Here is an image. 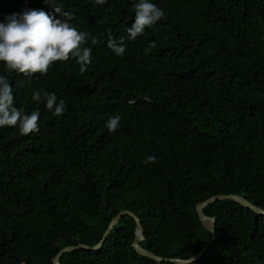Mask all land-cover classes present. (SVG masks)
<instances>
[{
  "label": "trees",
  "instance_id": "obj_1",
  "mask_svg": "<svg viewBox=\"0 0 264 264\" xmlns=\"http://www.w3.org/2000/svg\"><path fill=\"white\" fill-rule=\"evenodd\" d=\"M54 2L90 34L92 63L81 74L70 58L27 76L0 62L14 106L40 114L30 135L0 128V264H53L63 247L94 246L122 210L140 220L143 248L188 258L211 236L197 203L238 195L264 210V0H151L166 19L134 41L139 0ZM25 9L53 12L45 0H0V22ZM109 35L123 38V56ZM45 91L65 100L63 116L46 108ZM203 212L215 238L188 264H264V216L230 200ZM135 231L122 215L100 249L67 251L60 264H179L138 254Z\"/></svg>",
  "mask_w": 264,
  "mask_h": 264
},
{
  "label": "clouds",
  "instance_id": "obj_2",
  "mask_svg": "<svg viewBox=\"0 0 264 264\" xmlns=\"http://www.w3.org/2000/svg\"><path fill=\"white\" fill-rule=\"evenodd\" d=\"M50 4L53 12L43 10L25 9L22 13H13L0 22V62L5 67L19 74L32 76L46 75L49 69L57 62H66L70 58H76L81 74L88 70L92 63L91 47H85L89 33L82 32L73 26L70 21L74 19L71 12L64 11L61 4L54 0H45ZM95 5L100 6L107 0H94ZM135 19L131 27L127 29L130 40H135L144 34L145 29L156 22L166 19L165 12L151 0H139L134 5ZM58 14V15H57ZM92 44H97L95 37L91 38ZM108 48L116 55L125 54L123 38L118 42L109 35ZM156 45L149 44L145 52H150ZM43 98L46 100V108L53 116L61 117L66 110V102L59 99L54 93L45 91ZM31 99L40 102L42 95L36 91ZM145 101L150 98L145 96ZM39 112L33 111L25 114L23 109L14 106V96L8 77L0 75V128L18 127L21 135H30L39 131ZM121 117L115 115L106 122L109 132H115L120 125ZM156 162L155 156H148L144 163Z\"/></svg>",
  "mask_w": 264,
  "mask_h": 264
},
{
  "label": "water",
  "instance_id": "obj_3",
  "mask_svg": "<svg viewBox=\"0 0 264 264\" xmlns=\"http://www.w3.org/2000/svg\"><path fill=\"white\" fill-rule=\"evenodd\" d=\"M219 200H223V201L230 200L236 204H239V205L251 210L254 214H256L258 216H264V210L253 206L248 200L244 199L241 196H238V195H228V196H226V195H222V196L214 195V196H211V197L207 198L206 200L197 203L195 206V211H196V214L198 216V219L200 220L202 225H204L207 229L210 230V233H211L210 239L207 242H205L204 245L198 251H196L194 254H192L188 258H179V257L162 258V257L157 256V255L153 254L152 252L146 250L145 248H143L140 245V242L142 240H144L143 229H142L140 220L132 212L127 211V210H122L110 220V223H109L106 231L104 232L101 241L98 244H96L94 246L79 244L76 246L63 247L55 255V257L52 259V262H53V264H60V261H59L60 256L63 253L70 251V250H74V249H78V248L87 249V250H92V249L98 250V249H100L102 247L103 243L105 242L107 236L109 235L111 229L116 225V223L119 221L121 216L122 215H129L133 218V220L136 224V231H135L133 241L131 243V247L138 254L145 256V257H148L150 259H153L157 262H161L163 260H172V261L178 262L179 264H188L191 261L200 257L207 250L208 246L211 244V242L215 238V219L213 217L206 216L203 212V208L205 206H207L209 203H212L214 201H219Z\"/></svg>",
  "mask_w": 264,
  "mask_h": 264
}]
</instances>
